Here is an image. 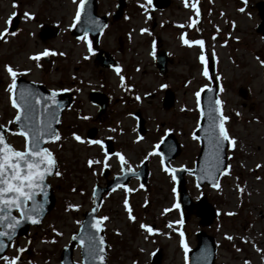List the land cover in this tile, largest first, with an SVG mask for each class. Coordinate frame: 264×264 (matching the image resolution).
I'll use <instances>...</instances> for the list:
<instances>
[{
	"label": "rangeland",
	"instance_id": "obj_1",
	"mask_svg": "<svg viewBox=\"0 0 264 264\" xmlns=\"http://www.w3.org/2000/svg\"><path fill=\"white\" fill-rule=\"evenodd\" d=\"M262 1L169 0L167 8L157 10L148 0H127L124 18L109 26L100 42L101 48L117 60L119 71L114 72L97 66L94 53L89 51V37L71 35L80 0H0L1 122L10 125L16 114L6 66L17 75L42 79L49 86L72 85L79 97L78 106L64 115L60 138L48 145L59 167V175L50 179L57 202L33 232L34 263L60 264L62 249L92 208L95 185L105 184L104 165L113 174L120 173V156L108 157L100 145L87 141V130L96 126L100 132L97 140L111 138L117 153L135 170L148 160L150 172L145 188L133 180L104 198L99 215L108 218L103 220L109 243L108 264H149L159 249L164 252L162 264H186L181 240L187 250L196 247L199 219L193 217L186 225L178 223L181 214L174 207V180L155 150L165 135L173 132L183 149L173 166L195 167L201 147L194 135L201 119L195 94L211 86L203 72L207 59L214 58L218 97L223 115L228 117L225 128L235 144L230 143L228 170L218 188H199L193 176H187V188L195 201L207 194L219 212L214 224L205 229L217 240L216 264H264V34L257 32L261 19L256 9ZM97 2L101 15L116 10V0ZM12 13L19 15L20 24L12 32L15 35H5ZM45 24L59 30L47 42L39 38L40 26ZM158 38L174 59L164 76L154 62ZM185 39L202 40L203 48L185 44ZM44 50L50 55L40 60L31 58ZM202 54L206 63L200 60ZM100 88L114 97L110 114L103 118L88 99L90 90ZM166 89L176 94L170 110L163 107ZM137 111L146 120L143 137L133 116ZM10 139L17 146L23 145L18 135ZM141 224L154 231L149 233ZM74 259L80 262L79 249Z\"/></svg>",
	"mask_w": 264,
	"mask_h": 264
},
{
	"label": "water",
	"instance_id": "obj_2",
	"mask_svg": "<svg viewBox=\"0 0 264 264\" xmlns=\"http://www.w3.org/2000/svg\"><path fill=\"white\" fill-rule=\"evenodd\" d=\"M153 5L157 8L167 7L169 5V0H156L153 2ZM127 6L126 0H118L117 11L113 15V22L118 21L122 18L125 8ZM257 8L259 10V16L261 18V24L258 27V32H262L264 34V1L257 4ZM19 20L18 18H14L12 26L9 31H14L18 26ZM108 25L107 17H100L97 15V0H85V6L81 10L80 19L73 29V33L77 36H82L85 34H89L92 37L93 47L97 49L99 45V36L105 30ZM58 30H53L48 27L42 26V32L40 34L42 40L46 41L47 39L56 36ZM98 60L103 67H113L115 68V63L113 58L105 52L98 51ZM156 65L158 70L164 75L167 72L168 63H173L172 60H168L165 52L158 53L156 58ZM214 61L210 60L209 64V75L213 81V86L210 88H206L201 94V122L198 130L195 135L197 138L201 140L202 148L197 159L196 168L194 170H186L183 168H173L170 162L176 159L181 154V144L178 142L175 135L169 133L165 140L162 142L160 148L158 149V153L163 157V163L169 171L173 172L176 176V193H177V204L180 205V210L182 213V218L185 223H187L192 216H196L200 218L199 226L202 230L197 234V247L190 250L187 258L188 264H215L216 259V239L207 234L205 230L206 227H209L213 224L217 217V211L214 206L209 202L208 196L203 195L200 200L197 202H193L192 198L189 195L187 189V180L185 176L187 174L193 175L196 178L197 185L199 187H204L206 184L213 186L214 181L212 179H205V172L202 171L209 167L210 163H213L212 153L214 149L210 144V125L212 121L209 119V110L210 109H218L216 111H212L211 115L216 117V123H219V117L222 114L221 104L216 105L215 101L218 99V84L214 79ZM17 88L14 92V98L16 99L18 104H21L20 101V93L22 90L27 89L33 93L32 104L33 111L31 113L32 123L29 125L30 127L34 126L37 128H42L46 126L49 122H51V127L55 129V131L59 134V127L61 124V119L63 113L66 109H68L72 104V96L69 93L59 94L54 91H50L46 89L44 86L40 84H36L25 79H17L16 81ZM53 93H55L54 101L50 99ZM241 95L245 98L246 93H241ZM98 93H91V100L97 105H100L102 108H105V100L104 96L99 98ZM219 100V99H218ZM37 101H39L37 103ZM175 98L172 92H167L165 98V107L171 108L174 105ZM203 113V115H202ZM26 113L23 111V105L21 104V117ZM139 117V129L140 134L143 135L146 132L145 129V120L141 118L140 113L137 114ZM20 122L14 121V125L20 131L19 127ZM0 126H2L0 124ZM12 128H6L4 126L0 127V132H3L6 136L7 140V132L11 131ZM219 129L216 128V133L218 134ZM95 135V131L89 132V139H93ZM48 135L45 133L44 139L41 141V147H46V145L52 142ZM229 149V141H223L220 147V164L218 165V170L215 171V183L219 184L220 178L222 174L227 170L228 165V156L227 150ZM108 154H113V147L111 144H108L107 149ZM54 156V155H53ZM55 158V157H54ZM56 160V159H55ZM124 174L122 176L117 177L113 181H109L106 187H101L97 185L94 188V192L92 195L93 200V208L86 212L85 219L81 223L80 231L78 235L73 237V241L71 245L64 249L62 254V264H74L73 262V249L75 245L79 244L81 246V256L83 259L82 264H107L108 260V252H107V241L104 235V227L101 222L100 230L97 231L93 225L96 220H99L98 217L99 211L101 209L104 195L106 193H110L118 187L126 186L131 178H139L143 186H146L149 177V165L148 162H144L140 171L135 172L132 170H127L125 164L123 163ZM174 170V171H172ZM57 172V162L51 174L46 177V198L41 196L40 201L43 202V211L39 214H33L35 223L32 222V219H25L24 221L21 219H17L19 221L18 226L15 229L14 235H12L13 239L16 235H27L30 225H40L45 216L51 211V209L55 206L56 197L53 193L52 187L47 181L49 177H54ZM107 176V173L104 174ZM39 197V196H38ZM37 197V199H38ZM39 200V199H38ZM11 210V214L13 215V211ZM14 216V215H13ZM2 231H7L9 233L12 232V229L7 227V221L4 222L3 225H0ZM95 237V245L97 248V253L102 254L104 256V260L100 261L98 258H93L92 255L89 254V246L92 241L89 240V237ZM8 238V237H0V239ZM103 239V244L100 243V239ZM9 239V238H8ZM103 248V253H99V249ZM7 249V245L4 246L3 250L0 251L2 253L0 255L3 257V253ZM163 259V250H158L153 256V260L151 264H161Z\"/></svg>",
	"mask_w": 264,
	"mask_h": 264
},
{
	"label": "snow or ice",
	"instance_id": "obj_3",
	"mask_svg": "<svg viewBox=\"0 0 264 264\" xmlns=\"http://www.w3.org/2000/svg\"><path fill=\"white\" fill-rule=\"evenodd\" d=\"M148 3L151 4V0H148ZM85 6V0H80V9L82 10ZM195 8V5H193ZM240 11H244L243 8ZM198 14V11H197ZM13 16L16 13H12ZM27 17L29 16L28 13H24ZM76 20L80 19V11L76 12L75 16ZM11 18H9L10 23ZM5 32L8 31L7 28L4 30ZM2 35V33H0ZM15 35V33H12ZM83 37V39H86ZM185 44H198L203 48L204 42L202 40H194L189 41L187 39L184 40ZM89 44V51L92 50V42L88 41ZM54 54V53H51ZM50 55L49 50H44L31 58L33 60H40L41 57H47ZM200 60L202 63H206L205 57L202 54L200 56ZM264 64V62H262ZM6 71L9 73L11 77V83L8 86V90L10 92H14L17 88L16 84V76L17 72L13 70L12 67L6 66ZM119 71V69H117ZM203 74L205 76L209 75L208 67L204 68ZM123 80V77H121ZM197 96V103H199L200 92H196ZM33 93L30 90L24 89L20 93V101L23 105V111L26 113L21 117V104H18L16 99L13 98L11 103L12 106L17 108V115L15 120L20 122L19 127L20 131L18 133H14L16 135L22 136L25 140V145L23 150L15 149L11 144L6 142V136L3 132H0V225H3L5 221H7V227L12 229V232L9 233L7 231H0V237H8L9 239L12 238V235L15 233V229L19 224V221L15 216L11 214L12 209H17L20 211V215L22 218L25 219H32V222L35 223L36 220L33 217V214H39L43 211V202L38 200V196H44L46 198V177L52 173L55 165L56 160L53 156V153L47 147H41V141L44 139L45 133L51 140H58L59 134L51 127V122H49L46 126L42 128L37 127H30L29 125L32 123L31 113L33 111V104H32ZM54 101L55 93H53L52 97H50ZM139 99V97H137ZM39 101H37L38 103ZM216 105H220L221 101L216 100ZM218 109H210L209 110V119L212 121L210 125V144L214 149L212 156H213V163L209 164L207 169L202 171L205 172L204 178L205 179H212L214 181L213 186L219 187L217 183H215V171L218 170V165L220 164V147L223 141H229L232 145L235 144V140L230 138L228 132L224 126V121L228 120L227 116L221 114L219 117V123H216V117L212 116V111H216ZM203 115V113H202ZM2 127V126H0ZM216 128L219 129L218 134L216 133ZM77 140L81 138L79 136L75 137ZM91 143H95L97 145H102V141L95 140L91 141ZM120 156V159L123 163L126 164L124 157L121 156L119 153L116 154ZM93 161H89V164H92ZM99 163V161H96ZM163 163V161H161ZM105 167L108 165L105 164ZM259 167V165H257ZM131 170V169H129ZM166 171L169 169L165 168ZM174 171V170H172ZM59 175V172L55 173ZM259 178V177H258ZM172 179L175 180L176 176L173 175ZM131 191V189H128ZM175 191V189H173ZM31 204V206H29ZM127 205V201H125ZM72 207V206H70ZM174 207L179 208V204H175ZM129 211H131L129 209ZM165 211H169L166 209ZM231 215V213H229ZM131 219H135V217H131ZM107 217H101L99 220H96L93 227L100 230V225L103 220H107ZM183 221H179L178 223H182ZM170 226V225H169ZM142 228H146L149 233H152L154 229L150 226L141 224ZM181 237H183V232L180 233ZM229 240L232 239L231 236L227 237ZM89 240L93 243L89 246V254L93 256V258H98L100 261L104 260V256L102 254L97 253V248L94 243L95 237H89ZM100 243L103 244V239H100ZM182 246L184 247L185 251H187V245L181 240ZM4 243L0 241V251L4 248ZM21 252L24 251L23 248L20 249ZM99 253H103V248L99 249ZM7 264H17V258L10 259L8 257H3ZM247 264V262H246Z\"/></svg>",
	"mask_w": 264,
	"mask_h": 264
},
{
	"label": "flooded vegetation",
	"instance_id": "obj_4",
	"mask_svg": "<svg viewBox=\"0 0 264 264\" xmlns=\"http://www.w3.org/2000/svg\"><path fill=\"white\" fill-rule=\"evenodd\" d=\"M96 64H97V66H99V64L97 63V60H96ZM104 70H108V69H104ZM18 77H23V78H26V79L31 80V81L33 80L27 75H25V76H23V75L16 76V79ZM33 81L39 82V83L45 85L49 89L57 90V91H60V92L69 91L71 93V95L73 96V104H72L70 110H73L74 108H76L78 106L79 97H78L77 89H75L74 86H72V85L63 86V88H62L60 86L59 87L49 86L48 83H46L42 79H41V81H36V80H33ZM11 82L12 81H10V83ZM62 83L64 84L65 82H62ZM62 83H60L61 86H62ZM3 86H4V81L0 78V89L3 88ZM5 86H6V84H5ZM92 91H99V92H102V93H104L106 95V100L104 99L105 100V108H104L105 110L103 112H101L99 108H97V107L96 108H97V113H98L97 115H98L99 118H103V117L108 116L110 114V112H111L110 110L112 109V106L114 104V97L105 89H101V88L100 89H95V90L92 89L88 93V99H89V102L91 104H92V102H91V96L90 95H91ZM101 101L103 102V99H101ZM94 127H96V126H94ZM96 129H97L96 133L98 135L100 133L99 132V128L96 127ZM12 135H15V134H12ZM97 135H96V138H98ZM20 138H21V142L24 143V141H25L24 138L21 137V136H20ZM9 142L17 150H23L24 149V145L25 144H23L21 146H17L10 139V137H9ZM113 146L115 147V143L114 142H113ZM30 205L31 204H29V206ZM14 216H16L18 219H20V217H21L20 211L17 210V209L14 210ZM36 229H37L36 227L32 226L30 228L29 235L27 237L19 236V237H16L14 240H12L9 243V248L6 251L5 256L10 258V259L19 257V259L17 260V264H36V263H34V261H35V257H36L37 254H36V248H35V245H34L35 244L34 243L35 235H33V232H35ZM5 242H7V240H5ZM21 248L24 249L23 252L20 251ZM3 262H5L4 258L2 260H0V264H2ZM6 264H7V261H6Z\"/></svg>",
	"mask_w": 264,
	"mask_h": 264
}]
</instances>
